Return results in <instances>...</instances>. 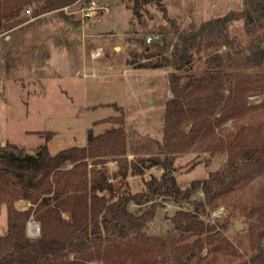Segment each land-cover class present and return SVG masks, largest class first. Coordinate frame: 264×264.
Masks as SVG:
<instances>
[{"label":"rangeland","instance_id":"obj_1","mask_svg":"<svg viewBox=\"0 0 264 264\" xmlns=\"http://www.w3.org/2000/svg\"><path fill=\"white\" fill-rule=\"evenodd\" d=\"M97 1L103 6L107 4L106 11L98 10L87 18L83 17L85 2L73 0L37 16L33 14L37 6L34 3L21 11L19 20L24 19L23 22L14 18L6 20L7 25L14 26L0 33V152L16 147L24 153H33L46 144L48 152L56 154L67 147L84 146L89 129L94 134L102 133L121 116L127 136L125 150L134 154L131 165L142 167L148 162L143 164L141 160L147 157L163 158L157 148L163 137L164 105L170 96L167 75L172 68L141 67L144 50L137 40L157 35L156 42L164 40L173 44L176 35L171 21L164 19L159 6L154 4L144 5L140 16L135 17L128 0ZM162 3L178 31L197 28L212 18L234 16L227 26L231 42L226 48L218 44L194 51L195 72L206 69L205 57L215 50H226L232 55L237 52L236 64L240 69L264 72V53L260 58L249 47L254 36L260 33L264 36V13L259 8L251 12L250 19L246 11L252 10L251 0H162ZM258 44L264 49V38ZM95 47L102 51L96 58L91 56ZM227 112L230 117L225 122L214 124L209 131L201 128L190 132L192 139L188 138L183 147L169 153L177 183L188 186L195 179H205L210 172L223 169L229 154L228 144L238 147L264 139L263 90L248 95L245 105ZM113 159L117 163H110ZM103 160L104 164L100 162L95 167L106 171L117 195L128 190L143 191L144 181L152 175L159 177L163 170L153 165L144 167L142 174L129 173L126 181L115 180L118 162L125 160L127 168L130 163L126 157L98 159ZM71 166L66 164L58 171L59 184L67 179L69 190L76 187V180L67 173ZM77 169L82 171L83 166ZM40 177L29 170L20 178L0 163V234L8 229V206L28 208L30 195L38 190L24 186L29 179L36 181ZM92 177H86L87 186ZM55 179L56 174L48 177L52 182ZM262 191L264 169L245 172L236 186L226 189L214 201L210 202L199 191L193 196L194 201L184 205L206 223L223 224L216 232V239L205 243L191 264H237L264 249V208L258 213H247L254 197ZM157 200L160 205L145 231L175 235L168 216L181 205L169 198ZM148 206L139 208L131 204L129 208L139 212ZM27 221V236L36 237L39 231L34 234L28 228L39 227V223L31 217Z\"/></svg>","mask_w":264,"mask_h":264},{"label":"trees","instance_id":"obj_2","mask_svg":"<svg viewBox=\"0 0 264 264\" xmlns=\"http://www.w3.org/2000/svg\"><path fill=\"white\" fill-rule=\"evenodd\" d=\"M128 1L135 17L140 16V10L146 4L159 6L163 18L171 21L176 36L173 44L164 40L151 43L145 39L137 40L144 50L141 67L172 68L167 75L170 96L164 105L163 137L157 148L164 156L161 159L144 158L141 162L148 163L142 167L130 163V169L124 164L125 160L118 162L119 169L113 177L142 174L144 167L153 165L163 168L161 175L146 179L143 191L128 190L117 195L106 171L96 169L95 165L105 162L98 159L126 152L127 136L121 116L116 117L114 125L102 133L94 134L89 129L86 145L60 149L56 154H50L46 144L33 153H24L16 147L4 148L0 152V163L5 170L10 169L20 178L29 170L41 177L36 181L29 179L24 186L27 189L31 185L38 190L35 195H30L28 208L13 205L7 208L8 229L5 234H0V264H191L204 244L216 239V232L223 224L206 223L197 212L184 205L194 201L193 196L199 191L210 202L214 201L226 189L236 186L245 172L264 169V139L252 140L238 147L228 144L226 166L210 172L207 178L195 179L188 186L176 182L169 153L183 147L188 138L192 139L190 132L201 128L209 131L214 124L223 123L230 117L227 111L245 105L248 95L264 91V72L240 69L236 64L237 52L232 55L226 50L209 53L205 57L206 69L198 73L194 71L195 50L218 44L226 48L231 42L227 26L234 16L212 18L197 28L178 31L174 20L166 15L162 0ZM251 1L252 10L246 11L250 19L251 12L259 8L264 13V0ZM34 3L37 6L33 8V14L37 16L71 4L73 0H0V33L14 26L7 25L6 20L20 21L21 11ZM263 38L260 33L249 42L253 54L260 58L264 49H260L258 43ZM187 126L189 130L186 132ZM89 159H92V165L88 169ZM66 164L72 165L71 171H67L69 178L76 180V187L70 190L67 179L59 184L61 174L58 171ZM81 165L82 171L77 169ZM55 174L57 179L49 181L48 177ZM88 174L93 177L87 186ZM263 192L258 193L248 206L249 215L263 210ZM24 198L27 199L26 194ZM162 198L181 205L168 216L175 235L162 236L145 231L160 205L157 199ZM131 204L139 208L149 206L133 212L129 208ZM29 217L39 223L36 237L26 234ZM191 236L194 238L189 240ZM237 264H264V249Z\"/></svg>","mask_w":264,"mask_h":264},{"label":"built area","instance_id":"obj_3","mask_svg":"<svg viewBox=\"0 0 264 264\" xmlns=\"http://www.w3.org/2000/svg\"><path fill=\"white\" fill-rule=\"evenodd\" d=\"M106 8H107V4L103 6V5H100L99 1L97 0H90V2L83 7V10H84L83 17L85 18L90 17L93 14H95L98 10L106 11ZM157 37H158L157 35H148L146 36L145 40L147 41V43H151V41L154 42ZM101 55H102V51L100 47H95L91 51V56L94 58L99 57ZM28 231H31V233L37 234L39 231V227L38 225L31 226V227L29 226Z\"/></svg>","mask_w":264,"mask_h":264},{"label":"crops","instance_id":"obj_4","mask_svg":"<svg viewBox=\"0 0 264 264\" xmlns=\"http://www.w3.org/2000/svg\"><path fill=\"white\" fill-rule=\"evenodd\" d=\"M126 151V150H125ZM134 154H133V152L131 151V150H128L127 149V151L125 152V154L124 155H119V156H117V157H126V159L128 160V162L130 163L131 162V158H132V156H133ZM88 161H90V160H87V168L89 169L90 168V166L92 165V162H88ZM117 161L118 160H116V159H113L110 163H117ZM120 163V162H119ZM118 163V164H119ZM104 164V163H103ZM112 164V165H113ZM125 165H126V163H124ZM129 165V164H128ZM162 172V170L160 171V173ZM90 174H88V176H89ZM128 175H129V173H128ZM128 175L126 176V177H122V176H120V175H118V176H116L115 177V180H125L126 181V178H128Z\"/></svg>","mask_w":264,"mask_h":264},{"label":"water","instance_id":"obj_5","mask_svg":"<svg viewBox=\"0 0 264 264\" xmlns=\"http://www.w3.org/2000/svg\"><path fill=\"white\" fill-rule=\"evenodd\" d=\"M235 227H236V229H239L240 226H239L238 223H236V224H235Z\"/></svg>","mask_w":264,"mask_h":264}]
</instances>
